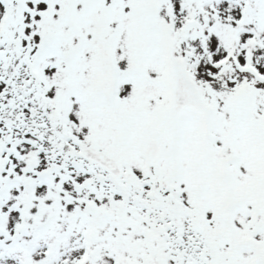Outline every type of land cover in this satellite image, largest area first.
I'll list each match as a JSON object with an SVG mask.
<instances>
[{
  "label": "snow or ice",
  "instance_id": "6c2138e0",
  "mask_svg": "<svg viewBox=\"0 0 264 264\" xmlns=\"http://www.w3.org/2000/svg\"><path fill=\"white\" fill-rule=\"evenodd\" d=\"M0 264H264V0H0Z\"/></svg>",
  "mask_w": 264,
  "mask_h": 264
}]
</instances>
